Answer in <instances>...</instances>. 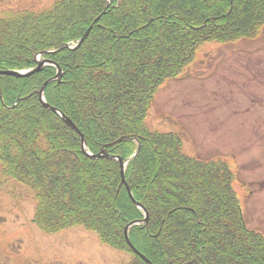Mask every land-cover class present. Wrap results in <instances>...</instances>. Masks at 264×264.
<instances>
[{
	"label": "trees",
	"instance_id": "16d2710c",
	"mask_svg": "<svg viewBox=\"0 0 264 264\" xmlns=\"http://www.w3.org/2000/svg\"><path fill=\"white\" fill-rule=\"evenodd\" d=\"M91 27L78 50L42 57L55 66L29 78L0 75L2 180L31 189L33 222L46 234L83 227L133 254L125 227L144 216L121 186L117 157L128 161L139 145L126 180L150 219L130 238L151 264H264V239L246 226L232 168L188 156L180 133L145 122L157 92L203 44L257 38L264 0H54L4 11L0 72L34 68L37 56L77 43ZM57 67L62 79L47 85L46 102L73 121L91 153L107 147V158L85 155L80 136L40 101Z\"/></svg>",
	"mask_w": 264,
	"mask_h": 264
},
{
	"label": "rangeland",
	"instance_id": "374dc122",
	"mask_svg": "<svg viewBox=\"0 0 264 264\" xmlns=\"http://www.w3.org/2000/svg\"><path fill=\"white\" fill-rule=\"evenodd\" d=\"M53 1L0 0V15L43 9ZM187 71L186 77L160 88L146 125L151 131L180 133L190 157L230 166L246 226L264 239V27L257 38L201 47ZM3 178L0 173V264H139L134 255L142 258L126 237L134 255L105 245L83 227L46 234L33 222L36 200L31 189Z\"/></svg>",
	"mask_w": 264,
	"mask_h": 264
},
{
	"label": "water",
	"instance_id": "95a60500",
	"mask_svg": "<svg viewBox=\"0 0 264 264\" xmlns=\"http://www.w3.org/2000/svg\"><path fill=\"white\" fill-rule=\"evenodd\" d=\"M98 20H99V19H97L96 22H97ZM92 28H93V27H91V28L88 29V31H87L86 34L83 36V38H82V39H81V40H80L75 46H73V45H71V44L63 45L58 51H46V52L42 53V54L40 55V58H41V56H43V55H47V54H56V53H58V52H60V51H62V50H64V49H66V48H70V49H73V50H77V49H79V48L83 45V43L86 41V39L89 37V35H90L91 31H92ZM37 64H38L37 67H35V68H33V69H30V70H28V71H21V72H18V71H5V72H0V75H7V76L16 77V78H29V77H31V76H33V75H35V74L41 72L46 66H48V65H52V64H54V63H52V62L49 61V60H44V59L39 60V59H38ZM57 68H58V75H57L54 79H52V80L46 82V83L42 86L41 90L39 91L40 100L42 101V103L44 104V106H45L47 109H50V110H52L53 112L59 114L60 117L62 118V120L65 122V124H66L68 127H70L73 131L77 132V134H78V135L80 136V138H81V141H82V148H83V151H84V154H85V155H87L88 157H90L91 159H94V160L107 158V157H108L107 147L103 148V149L101 150V152H99L97 155H94V154L90 153L84 135L79 131V129H78L77 126L71 121V119H70L69 117H67L65 114H63L62 112H60L59 110H57V109H55V108H51V107L49 106V104L45 101L44 95H45V89H46V86H47L49 83H51L52 81H58V82H60L61 79H62V70H61L59 67H57ZM127 139H128V138L123 137V138L119 139L118 141H116L115 143H112V144H110V145H108V146H116L117 144H119V143H121V142H123V141H125V140H127ZM135 156H136V154H135L133 157H135ZM133 157H132V158H133ZM132 158H130V159H132ZM130 159H129V160H130ZM117 160H119L120 165H121V176H122V183H121V186H122V185L126 186L128 192H129V194H130V197H131L132 201L134 202L135 206L138 207V208H140V209L144 212V214H145V218H144L143 220H141V221H135V222L131 223L130 225H128V226L125 228V237H126V240H127L128 244H129V246L132 248V250H133L137 255H139L142 259H144V261H145L146 263L151 264V263H150V262H149L144 256H142V255H141V254H140V253H139V252L133 247V244L131 243V241H130V236H129V231H130V229H131L132 227H134V226H138V225H144V226H147V225H148V223H149V213H148V211L143 207V205H141L140 203H138V202H136V201L134 200L133 195H132L131 190H130V187L128 186V184H127V182H126V170H127V166H128V162H129V160H128L127 162H124L123 159H122L121 157H117Z\"/></svg>",
	"mask_w": 264,
	"mask_h": 264
}]
</instances>
